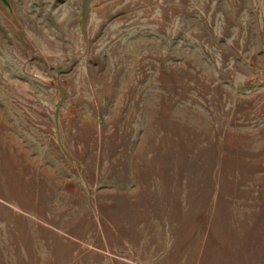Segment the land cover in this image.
<instances>
[{
  "label": "rangeland",
  "instance_id": "obj_1",
  "mask_svg": "<svg viewBox=\"0 0 264 264\" xmlns=\"http://www.w3.org/2000/svg\"><path fill=\"white\" fill-rule=\"evenodd\" d=\"M0 264H264V0H0Z\"/></svg>",
  "mask_w": 264,
  "mask_h": 264
}]
</instances>
